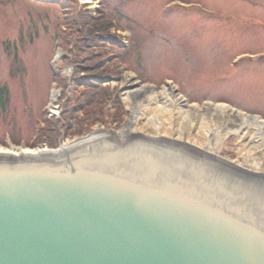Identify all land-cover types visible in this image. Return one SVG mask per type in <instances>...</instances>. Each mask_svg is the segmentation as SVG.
Masks as SVG:
<instances>
[{
    "label": "water",
    "instance_id": "1",
    "mask_svg": "<svg viewBox=\"0 0 264 264\" xmlns=\"http://www.w3.org/2000/svg\"><path fill=\"white\" fill-rule=\"evenodd\" d=\"M115 135L0 156V264H264V175Z\"/></svg>",
    "mask_w": 264,
    "mask_h": 264
},
{
    "label": "rangeland",
    "instance_id": "2",
    "mask_svg": "<svg viewBox=\"0 0 264 264\" xmlns=\"http://www.w3.org/2000/svg\"><path fill=\"white\" fill-rule=\"evenodd\" d=\"M169 1L123 0V5L119 0H91L90 4L84 0L1 1L0 90H7L8 102L4 110L0 108V146L57 149L96 131L119 135L134 118L124 93L149 87L150 92L143 95L152 99L168 84L185 100L179 107L198 119L204 113L215 115L218 109L212 104L225 106L219 112L228 108L264 119V0H180L202 4V13L189 9L166 12ZM119 5L123 8L121 31L137 42V52L125 54L124 42L116 46L105 42L93 50L78 51L77 46H87L82 39L93 37L82 25V17L88 14L86 20L105 23L107 14ZM114 33L112 29L111 37ZM93 55H102L103 65L113 61L128 67L123 81L109 77L98 80L103 86L109 85L111 100L118 97L125 113L114 120L116 109L108 104L103 120L85 125L82 133L75 125V133L66 132V121L57 127L58 138L57 134L42 132L52 120L61 121L68 104L83 93L71 80L76 65L83 59H94ZM234 58L240 60L236 66L231 64ZM89 63L93 65L92 61L82 65ZM110 79L112 83L106 82ZM54 91L58 94L55 102ZM146 105L138 114L140 130L147 123L150 108L155 107L154 99ZM54 109L59 115L51 113ZM171 122L172 135L162 134L164 138L240 164L243 148L235 136L224 137L209 150L218 125L211 127L206 137L198 136L199 125L195 126L183 140L179 133L185 130V123ZM140 130L136 136H143ZM53 139L54 146L48 143Z\"/></svg>",
    "mask_w": 264,
    "mask_h": 264
},
{
    "label": "bare ground",
    "instance_id": "3",
    "mask_svg": "<svg viewBox=\"0 0 264 264\" xmlns=\"http://www.w3.org/2000/svg\"><path fill=\"white\" fill-rule=\"evenodd\" d=\"M85 4L92 3L91 0H84ZM111 81V80H110ZM149 87H143L137 90H130L124 93L125 102L128 104L130 111L134 114V118L128 122L127 126L119 133L115 135L117 138L124 137H137L136 133L138 129V114L140 112L141 106L144 104L150 106L152 99H154L155 107L150 108L148 112L147 123L143 126V136H147L150 139H155L158 141H166L170 143H176L182 146L191 147L190 144H184L180 142H173L167 138H164L162 134L172 135L173 130H171V125L173 124L172 119L179 121V124L185 123V130L180 131L181 138L187 139L189 133L194 129L195 126H198L197 135L200 137H206L213 126H217V130L212 135L213 141L208 143L209 150L212 148L213 144L217 141L220 142L221 139L232 135L237 137L238 141L241 143L240 147L243 148L242 160H240L239 168L257 173L258 175H264V119L257 115H249L244 112L241 113L236 110L230 111L227 108V112H219L223 105H213L215 110V115L208 116L206 113L199 116L201 119H198L194 114L185 112L181 106V103H185V100L178 95L177 89L172 84H168L164 87V90L155 95L154 98H146L143 94H146L149 91ZM57 92H53V102L57 99ZM147 96V95H146ZM150 103V105H149ZM183 105V104H182ZM179 110V114H176L175 111ZM51 113L56 114L57 112L52 111ZM211 117V118H209ZM182 119V121H181ZM210 120L211 123L210 124ZM171 122V125L168 123ZM178 124V125H179ZM212 127V128H211ZM142 129L140 131H142ZM95 134L108 135V132L97 131L93 135L89 136L87 140L90 141L94 139ZM140 135V134H139ZM120 136V137H119ZM217 139V140H216ZM182 140V139H181ZM83 140H77L74 143H68L61 146V150H67L73 145L81 142ZM52 149L48 148H35L27 149L26 147H1L0 146V156H12V157H22V156H31L40 153L49 152ZM240 151V150H239ZM207 153V152H206ZM208 154V153H207ZM251 157V158H249ZM233 163V162H231ZM238 163V162H237ZM235 164V163H234ZM245 168V169H244ZM248 169V170H247Z\"/></svg>",
    "mask_w": 264,
    "mask_h": 264
},
{
    "label": "trees",
    "instance_id": "4",
    "mask_svg": "<svg viewBox=\"0 0 264 264\" xmlns=\"http://www.w3.org/2000/svg\"><path fill=\"white\" fill-rule=\"evenodd\" d=\"M1 1L2 0H0V2ZM119 3L123 5V0H119ZM122 11V6H117L110 12V14H107L105 23H101L98 19H95L94 21L86 20L85 16L90 17L88 14L82 17V25L90 29V34L93 33V37L89 39V41L87 38L82 39L87 46H84L83 48H79L77 46V50L87 52L86 50H93L99 45H104L105 42L107 43V46H116L117 44L120 45V42L114 36L115 34L111 37V31L115 28L114 17H123ZM93 56L95 57L94 59H83L80 65L77 64L76 67L74 66L75 77L71 80V82L75 85L76 90L81 89L83 90V93H81L75 101L73 99L74 103L70 102L68 104L61 121L52 120V123L48 126L46 125V128H44L42 132L57 134L58 138V133L60 134V131L58 132L57 127L61 124V122L66 121V132H74L73 128L75 125L79 128V133H82L85 125L103 120L106 113L105 109L108 104H112V107L116 109V114L113 117L114 120H119L123 113H125L118 97H116V100L114 101L111 100L112 93L110 88H108L109 85L103 86L98 81L106 77L120 79L121 73L118 63L111 61L110 64L103 65L102 55ZM90 61L93 62L92 66L90 63L88 64L90 66L82 65ZM6 95V89L0 90V108L3 110L7 107L8 98H6ZM81 114L84 115L82 119L79 117ZM56 139L48 141V143L54 146L56 145Z\"/></svg>",
    "mask_w": 264,
    "mask_h": 264
}]
</instances>
